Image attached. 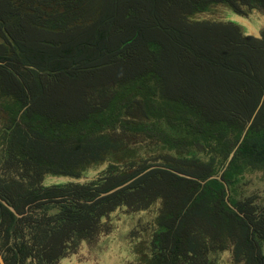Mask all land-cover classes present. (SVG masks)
Masks as SVG:
<instances>
[{"label":"trees","instance_id":"trees-1","mask_svg":"<svg viewBox=\"0 0 264 264\" xmlns=\"http://www.w3.org/2000/svg\"><path fill=\"white\" fill-rule=\"evenodd\" d=\"M214 3L264 13V0H0L5 264L93 245L122 264H264V206L239 191L264 171V28L189 19ZM48 201L54 216L29 213Z\"/></svg>","mask_w":264,"mask_h":264},{"label":"rangeland","instance_id":"rangeland-1","mask_svg":"<svg viewBox=\"0 0 264 264\" xmlns=\"http://www.w3.org/2000/svg\"><path fill=\"white\" fill-rule=\"evenodd\" d=\"M242 10L243 13L239 14L236 13L231 6L225 3H214L206 7L203 11L191 15L189 19L192 21L210 20L234 22L241 28L243 33L260 36L261 31L264 28V13L256 8H249L246 6L242 7ZM0 42H2L1 39ZM108 166L109 163L101 164L94 168L92 172L84 175L80 180L75 182L87 184L98 180V178L108 169ZM67 182H74V180L48 176L44 179L42 185L45 187L52 185L60 186ZM239 191L242 198L253 199L260 206H264V171H256L246 174L245 178L242 180ZM54 204L55 203L52 201H48L45 203L43 209L34 212L31 208L29 209V213L38 216L46 211L48 216H54L58 211V209L54 207ZM102 250L103 248L98 245H93V249L82 248L78 250L72 259L63 262L62 264H122L121 261L117 260L120 258L119 256L111 257L110 254L102 253ZM3 253V250L1 251L0 249L2 257ZM26 264H30V261H26ZM216 264H233L230 260V254L229 256L226 254L216 255Z\"/></svg>","mask_w":264,"mask_h":264},{"label":"water","instance_id":"water-1","mask_svg":"<svg viewBox=\"0 0 264 264\" xmlns=\"http://www.w3.org/2000/svg\"><path fill=\"white\" fill-rule=\"evenodd\" d=\"M229 22V21H228ZM234 23V22H233ZM236 24V23H235ZM245 34V33H244ZM246 35H248V34H246ZM252 36H254V35H252ZM255 37H260V36H255ZM0 264H5V262H4V260H3V257H2V255L0 254Z\"/></svg>","mask_w":264,"mask_h":264}]
</instances>
